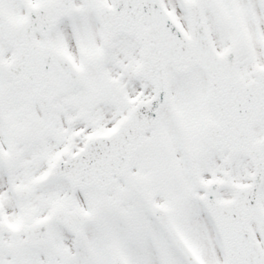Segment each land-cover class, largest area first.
Returning <instances> with one entry per match:
<instances>
[{"label": "snow or ice", "instance_id": "snow-or-ice-1", "mask_svg": "<svg viewBox=\"0 0 264 264\" xmlns=\"http://www.w3.org/2000/svg\"><path fill=\"white\" fill-rule=\"evenodd\" d=\"M0 264H264V0H0Z\"/></svg>", "mask_w": 264, "mask_h": 264}]
</instances>
